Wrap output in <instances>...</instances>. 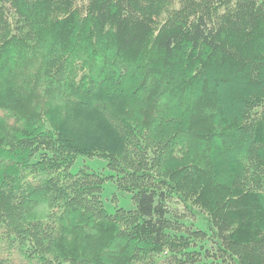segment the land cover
I'll list each match as a JSON object with an SVG mask.
<instances>
[{
  "label": "trees",
  "instance_id": "obj_1",
  "mask_svg": "<svg viewBox=\"0 0 264 264\" xmlns=\"http://www.w3.org/2000/svg\"><path fill=\"white\" fill-rule=\"evenodd\" d=\"M104 42L173 74V100L106 82ZM2 67L0 264H203L205 241L264 264V0H0ZM80 158L122 174L136 208L110 213L111 177L72 173ZM178 203L210 235H184Z\"/></svg>",
  "mask_w": 264,
  "mask_h": 264
},
{
  "label": "rangeland",
  "instance_id": "obj_2",
  "mask_svg": "<svg viewBox=\"0 0 264 264\" xmlns=\"http://www.w3.org/2000/svg\"><path fill=\"white\" fill-rule=\"evenodd\" d=\"M108 30L109 27L106 28L107 31V35L105 36L106 38L110 37ZM50 37H47L49 39L47 41H44L45 44L43 42L42 43L40 42L37 44V46L39 48L40 47L42 48V45H45L46 47L48 43H51L52 47H55L60 43L61 39H59V36L57 34H54ZM84 45L85 44H81L80 46L82 47L79 48L77 47L78 55L84 54L87 51L86 49L88 46L84 47ZM83 48L84 50H82ZM97 50H98L97 54L102 56L104 62H106V64L103 65V69L106 71L107 76L109 75L108 78H106V82L107 80L109 82H112V84H114L113 86L116 85L117 88H121L125 92L127 91L130 92V90L134 91L138 89V87H140L142 91H145L144 92L145 95L142 96V100L144 101L145 100L148 101L149 99L151 104L155 103V100L159 99V97L162 98L161 97L162 92H166V89H169L170 91L168 92H170V94L168 97L171 98L168 102L170 103L173 100V96H172L174 95L173 93L176 92V90L179 89L181 86L179 80L176 79L173 76V74L164 71H163L164 73L162 72L160 73L159 67L156 66L155 68L153 65L154 64L153 58L152 59L149 58L148 59L149 61H145L144 58H142V56L138 55L137 52H133V51H128L122 54H118L113 49V47L107 42H104L101 44V46H98ZM81 58H78V60L75 62V65L78 66L77 68H79V66L84 68L83 67L84 64L82 61L84 57ZM51 60L52 58L48 59V63H50ZM69 61L70 60H68V62ZM53 63L55 64L54 66H52ZM68 65L69 67L68 66L65 67L64 62L55 59V61L51 63L52 67L49 70L58 68L59 66L58 69L60 72H58V74L62 75L64 71L69 70L72 66L69 63ZM39 67L40 65L38 64V74H40ZM117 68L119 73L116 71ZM0 69H7L9 71L10 67H6V68L2 67ZM107 70L110 71V74L107 73ZM121 72H125L126 78L123 79L122 77L119 78L118 75H120ZM136 72H138V74L141 77H139ZM64 73L69 74L70 72H64ZM75 74L77 76H75L74 81H76V86H77L78 83L82 81L85 72H83L81 69H78ZM104 77H105V72H104ZM94 86L96 85H93V87ZM108 86L112 90L113 88L114 89L116 88L110 84H108ZM184 98L193 99L192 96L190 97L185 96ZM223 128L224 127L220 129L222 130ZM84 168L91 172L99 173L106 177H111V179L108 180V182L105 184L104 189L101 193V197L104 201L105 207L110 213H115L118 207L124 208L126 210H133L136 208V205L133 201V195L131 193L121 191V189L118 188V180L121 179L123 175L110 170L107 161H104L100 158H87V159L80 158L73 165L71 171L72 173H77L79 170ZM176 208H177L176 209L177 213L180 214V217L182 218V220H184V235H189L190 233H194V232H200L201 234L207 232V234L210 235L206 223H204L203 221H198L197 218L194 217H185V215L188 216L190 215V213H188L185 210L184 205L182 203H178L176 205ZM213 249L214 246L209 241H205L204 243L198 246L196 252L200 253L201 262L203 264H222L221 263L222 261L220 260L206 257V253L208 251L212 252Z\"/></svg>",
  "mask_w": 264,
  "mask_h": 264
}]
</instances>
